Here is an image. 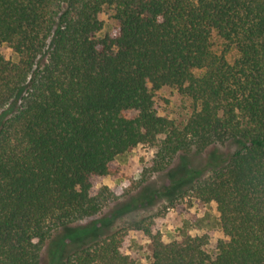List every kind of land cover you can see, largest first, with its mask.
<instances>
[{"label":"trees","instance_id":"obj_1","mask_svg":"<svg viewBox=\"0 0 264 264\" xmlns=\"http://www.w3.org/2000/svg\"><path fill=\"white\" fill-rule=\"evenodd\" d=\"M0 46V264H137L131 231L150 264H264V0H0ZM140 146L141 187L205 154L181 197L214 203L224 239L109 228L120 196L97 180Z\"/></svg>","mask_w":264,"mask_h":264},{"label":"rangeland","instance_id":"obj_2","mask_svg":"<svg viewBox=\"0 0 264 264\" xmlns=\"http://www.w3.org/2000/svg\"><path fill=\"white\" fill-rule=\"evenodd\" d=\"M104 34L116 32L107 15L102 16ZM0 54L7 60L17 62V57L6 46H0ZM178 98L169 91L157 96V103L162 115L174 118L178 115ZM205 154H194L179 160L174 169L166 174H155L148 182L139 186L141 176L153 157V151L147 147H137L117 158L116 165L120 172L116 177L97 180V188L109 187L120 196L119 213L112 219L109 228L127 226L133 222L154 217L153 223L166 243L181 241L186 236L210 235L215 246L224 235L219 225V215L214 203L200 204L190 196L181 195L187 186L184 175L189 169L199 166ZM112 209L105 211L111 213ZM87 223L78 226V231L86 229ZM149 239L142 233L131 231L123 243V253L131 256L137 264H150Z\"/></svg>","mask_w":264,"mask_h":264}]
</instances>
